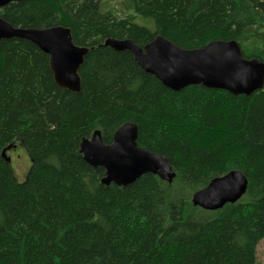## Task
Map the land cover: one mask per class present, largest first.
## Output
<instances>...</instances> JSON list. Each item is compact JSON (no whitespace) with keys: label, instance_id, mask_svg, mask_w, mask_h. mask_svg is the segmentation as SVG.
Returning <instances> with one entry per match:
<instances>
[{"label":"trees","instance_id":"trees-1","mask_svg":"<svg viewBox=\"0 0 264 264\" xmlns=\"http://www.w3.org/2000/svg\"><path fill=\"white\" fill-rule=\"evenodd\" d=\"M20 0L0 8L19 27L64 25L89 51L81 89L58 85L48 54L22 38L0 43V264H255L264 240V88L235 95L202 84L175 91L108 37L144 46L162 35L183 48L236 40L264 60V0ZM137 15L153 20L147 27ZM125 122L139 146L167 157L172 183L146 173L102 182L80 141L105 143ZM19 142L32 163L18 181L2 149ZM14 146V145H13ZM248 178L236 203L206 210L192 195L213 178Z\"/></svg>","mask_w":264,"mask_h":264},{"label":"water","instance_id":"water-1","mask_svg":"<svg viewBox=\"0 0 264 264\" xmlns=\"http://www.w3.org/2000/svg\"><path fill=\"white\" fill-rule=\"evenodd\" d=\"M14 1L20 0H0V8ZM13 37L26 39L48 54L59 86L72 91L81 89L79 70L89 48L75 43L69 27L61 24L40 28L18 27L0 16V43ZM103 44L117 51H130L146 72L175 91L202 84L235 95H251L264 88V60L246 57L236 40H213L203 47L183 48L157 35L144 46L128 37H108ZM137 138V124L125 122L115 131L109 144L104 142L99 129L91 136L83 137L80 151L91 166L105 168L106 174L102 179L105 184L128 185L146 173H154L172 183L176 173L167 157L139 146ZM13 145L2 149L3 157L10 164L7 151ZM247 189V176L240 170H232L213 178L194 192L192 203L206 210H218L239 201Z\"/></svg>","mask_w":264,"mask_h":264},{"label":"rangeland","instance_id":"rangeland-1","mask_svg":"<svg viewBox=\"0 0 264 264\" xmlns=\"http://www.w3.org/2000/svg\"><path fill=\"white\" fill-rule=\"evenodd\" d=\"M122 0H102V10L110 11L118 17H124L128 14L121 5ZM137 24L153 27L154 22L148 17L137 15L134 19ZM8 157L11 159V166L14 170L15 178L18 181H24L27 178L31 167V157L26 148L17 140L14 146L7 151ZM255 264H264V240L257 246V262Z\"/></svg>","mask_w":264,"mask_h":264},{"label":"bare ground","instance_id":"bare-ground-1","mask_svg":"<svg viewBox=\"0 0 264 264\" xmlns=\"http://www.w3.org/2000/svg\"><path fill=\"white\" fill-rule=\"evenodd\" d=\"M19 27V26H18ZM81 152V151H80ZM82 154V153H81ZM84 158V157H83ZM86 161V160H85ZM87 162V161H86Z\"/></svg>","mask_w":264,"mask_h":264}]
</instances>
